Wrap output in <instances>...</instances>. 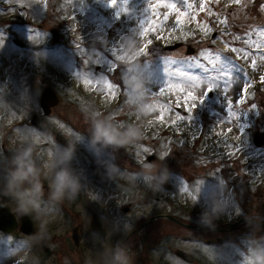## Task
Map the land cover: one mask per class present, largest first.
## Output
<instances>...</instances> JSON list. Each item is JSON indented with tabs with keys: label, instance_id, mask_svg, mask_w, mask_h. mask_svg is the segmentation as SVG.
<instances>
[{
	"label": "rangeland",
	"instance_id": "rangeland-1",
	"mask_svg": "<svg viewBox=\"0 0 264 264\" xmlns=\"http://www.w3.org/2000/svg\"><path fill=\"white\" fill-rule=\"evenodd\" d=\"M161 2L0 0L1 203L19 221L28 214L35 226L30 236L0 231V264H120L129 236L142 223L146 229L140 233L151 252L138 248L141 264H264V235L254 237L259 230L247 229L264 223V164L238 167L240 156L242 167L256 157L264 160V147L253 143L254 132H264V87L253 103L250 99L251 88L264 79V68L254 67L264 59V13L221 0L213 11L229 17L228 25L201 19L213 25L212 36L229 35L214 45L157 38L145 54L142 30L153 22L151 5ZM166 2L188 13L189 3L203 4ZM246 31L245 42L230 40V34ZM225 40L245 50L248 76L235 60L229 82L225 73L211 71L219 55L229 56ZM39 45L41 51L31 49ZM189 48L207 49L205 60L188 55ZM231 54L240 59L238 52ZM170 59L180 61L168 65L173 83L195 84L191 110L187 103L180 106L175 89L165 92ZM114 66L117 73L110 71ZM47 88L58 101L49 115L41 103ZM122 94L126 105L112 112ZM35 116L44 118L40 127L33 124ZM99 128L110 141L96 138ZM156 180L169 187L154 186ZM158 215L188 226L150 222ZM240 219L245 226L210 227ZM193 237H236L237 242L216 249L187 239ZM178 251L196 261L186 262Z\"/></svg>",
	"mask_w": 264,
	"mask_h": 264
},
{
	"label": "snow or ice",
	"instance_id": "snow-or-ice-1",
	"mask_svg": "<svg viewBox=\"0 0 264 264\" xmlns=\"http://www.w3.org/2000/svg\"><path fill=\"white\" fill-rule=\"evenodd\" d=\"M221 0H203V4L201 5L200 2H197L196 4L189 3L188 7L192 10L191 13L183 12L182 10H178V5L174 3H167L166 0H162L161 3H154L151 5L153 9V16H152V23L149 25H145V28L142 30L143 32V38L145 40V43L143 44L141 51L145 54H147L148 50L151 47V42L155 39L160 40H172L173 38L178 40H187V39H194L199 40L200 43H204L205 40H210V42L214 45V41L218 37L222 38L225 35H229L227 32H218L216 36H212V27L213 25L210 23L209 20H202L201 16H209L211 20H214L215 23L221 24L222 26H226L229 24V17H221L218 15V11H213L214 5L220 4ZM231 5L233 6H240L243 8H248L249 6H253L259 10L260 13H264V0H231ZM171 11H168V10ZM234 14L233 12L229 13V16H232ZM157 15L159 16V19H157ZM167 17V19H166ZM195 17V19H193ZM178 18V19H177ZM247 18V17H245ZM195 23L196 27L195 29L191 28V25ZM244 26V25H241ZM169 27H171L172 32H169ZM248 27V26H244ZM188 28V31H185V29ZM183 32V36H177L176 33ZM262 35H264V30L261 32ZM247 35V31L245 32L244 36L232 33L230 34V40L231 41H243L245 42V37ZM225 43H229V40H225ZM242 48H237L231 46L229 43V52L231 53H239L240 59H244L245 56V50L241 51ZM207 52V49H202L200 53H195L193 57H198L200 61L204 58L203 53ZM219 55V54H217ZM211 57L212 60L216 59V56ZM220 61L216 63V66L214 68H211V71H214L217 76L221 72L225 73V75L222 77L225 82H229L227 78V74L231 71L230 65L232 64V61L236 59L235 56H221ZM252 58L248 57V62L251 63ZM180 61H177L176 59H170L166 61L165 70L169 73L170 79L168 88L165 89V92L168 93V89H175L176 94L181 96V104L180 106L183 107L184 103H187L189 105V110H191L192 102L194 99H196V93L194 91H191V88L195 87V84L184 85V84H177L173 83L171 80V76L173 75L171 68L168 67L170 64L171 66L176 65ZM183 62L190 64L191 67H195L194 60H184ZM202 63V62H201ZM256 69L264 68V59H260L257 61V63L254 65ZM112 73H117L118 66H114L110 70ZM260 84L264 86V79L260 80ZM122 87V86H117ZM237 89H239V84L236 85ZM259 90V89H257ZM212 89L209 88V95L211 94ZM179 120V117H177ZM161 123L164 122L165 117L160 118ZM231 131V130H230ZM153 158H155L153 156Z\"/></svg>",
	"mask_w": 264,
	"mask_h": 264
},
{
	"label": "water",
	"instance_id": "water-1",
	"mask_svg": "<svg viewBox=\"0 0 264 264\" xmlns=\"http://www.w3.org/2000/svg\"><path fill=\"white\" fill-rule=\"evenodd\" d=\"M16 43L19 46H23V44L19 41H16ZM41 103H42V108L45 112V115H49L50 113V107L55 106L58 101L56 95L53 93V91L49 88H47L42 97H41ZM43 119L38 118V116H35L33 118V124L36 127H40L43 125ZM257 145H261L264 142V135H259L258 138L255 140ZM153 159V157L150 158V160ZM154 186H162L164 188H168L169 184L166 182H162L159 180H156L153 182ZM1 196H0V231L5 232V233H12L16 230H19L25 235H33L35 233V226L28 214H23L20 217V222L18 221L17 217L12 213L11 209L7 206H3L1 203ZM159 219H169L175 222L180 223L177 221L173 216L170 215H159L150 220V222H153L155 220ZM180 225H183L180 223ZM76 232L77 230H74V235L73 238L76 240ZM177 255L180 256L182 259H184L186 262H193L194 258L185 252L178 251Z\"/></svg>",
	"mask_w": 264,
	"mask_h": 264
},
{
	"label": "clouds",
	"instance_id": "clouds-1",
	"mask_svg": "<svg viewBox=\"0 0 264 264\" xmlns=\"http://www.w3.org/2000/svg\"><path fill=\"white\" fill-rule=\"evenodd\" d=\"M96 138L99 139H104L106 142L111 140V135L103 128H99L97 130V135Z\"/></svg>",
	"mask_w": 264,
	"mask_h": 264
},
{
	"label": "trees",
	"instance_id": "trees-1",
	"mask_svg": "<svg viewBox=\"0 0 264 264\" xmlns=\"http://www.w3.org/2000/svg\"><path fill=\"white\" fill-rule=\"evenodd\" d=\"M251 102H252V101H251ZM238 167L240 168L239 163H238ZM245 224H246V223H244L243 226H245ZM250 228L260 229V228H258L257 226H256V227H250ZM244 229H246V228H244ZM263 235H264V234H263ZM141 261H143V260L135 261V264H141ZM144 263L148 264L145 260H144Z\"/></svg>",
	"mask_w": 264,
	"mask_h": 264
}]
</instances>
